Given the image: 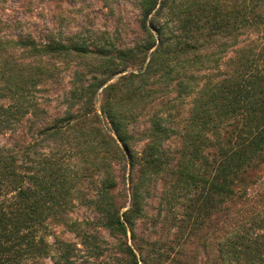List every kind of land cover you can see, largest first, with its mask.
Listing matches in <instances>:
<instances>
[{
	"label": "trees",
	"instance_id": "trees-1",
	"mask_svg": "<svg viewBox=\"0 0 264 264\" xmlns=\"http://www.w3.org/2000/svg\"><path fill=\"white\" fill-rule=\"evenodd\" d=\"M136 6L143 37L133 45L107 32L37 40L0 26V131L39 121L29 142L0 145V264H47L51 223L76 227L67 216L83 182L95 194L80 201L115 236L127 235L143 213V192L161 173L172 178V192H187L196 215L230 226L219 243L222 261L264 264V183L252 182L264 169V0ZM90 54L97 58L83 68L91 74L75 71L66 110L48 116L44 93L59 75L50 61ZM143 116L149 126L139 151L131 126ZM120 162L138 169L124 211L113 192ZM77 233L97 259L91 264H108L91 241L97 236ZM63 245L55 264L80 250Z\"/></svg>",
	"mask_w": 264,
	"mask_h": 264
},
{
	"label": "rangeland",
	"instance_id": "rangeland-1",
	"mask_svg": "<svg viewBox=\"0 0 264 264\" xmlns=\"http://www.w3.org/2000/svg\"><path fill=\"white\" fill-rule=\"evenodd\" d=\"M139 20L140 10L136 0H0V26L5 27L4 33L14 37L29 35L37 40H45L49 35L62 34L68 39L76 34H93L97 37L107 32L119 35L127 45H133L140 36L143 37ZM96 58L90 54L87 58L72 56L71 61H50L57 67L59 75L55 77L51 90L44 93V96L51 98L45 104L48 116L64 113L67 108L64 95L70 90L74 72L84 70L91 74V69L83 68V64ZM116 79L117 76L112 81ZM36 119L32 123L24 121L16 130H1L0 145L17 148L29 142L39 123ZM29 126H33V129H29ZM148 126L145 116L131 126L138 137L134 150L143 148V134ZM176 146L177 142L171 145L173 148ZM114 166L118 185L113 192L124 211L131 203V180L136 179L138 169L135 167L132 170L125 162ZM170 181L172 178L165 173L151 181L143 192L142 215L135 219L134 229H128L127 235H120L119 238L102 226L99 222L101 215L93 206L80 201L95 194L90 182L79 184L80 200L75 201L66 220L69 224L77 222L76 227L72 228L62 221L51 223L48 240L52 244V251L45 259L46 263L55 264L54 261L66 247H60L62 241L80 250H72L70 261L61 264H91L96 261V257L87 255L86 247L77 233L86 231L97 236V239L91 236V241L100 244L104 252L100 259L108 264H133L131 260H135V257L138 264H236L235 260L224 262L219 257V243L225 240L230 226L219 224L215 215L205 218L196 215L187 192H172ZM252 182H255L253 188L264 183V169L253 176ZM128 245L135 255L129 252Z\"/></svg>",
	"mask_w": 264,
	"mask_h": 264
}]
</instances>
